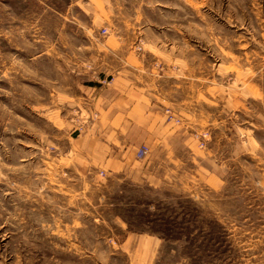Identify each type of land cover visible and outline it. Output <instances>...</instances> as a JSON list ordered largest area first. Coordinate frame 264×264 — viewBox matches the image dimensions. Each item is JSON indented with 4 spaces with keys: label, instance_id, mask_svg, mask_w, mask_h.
I'll return each mask as SVG.
<instances>
[{
    "label": "rangeland",
    "instance_id": "1",
    "mask_svg": "<svg viewBox=\"0 0 264 264\" xmlns=\"http://www.w3.org/2000/svg\"><path fill=\"white\" fill-rule=\"evenodd\" d=\"M108 69L153 91L215 177L86 169L83 90ZM0 264H264V0H0Z\"/></svg>",
    "mask_w": 264,
    "mask_h": 264
},
{
    "label": "crops",
    "instance_id": "2",
    "mask_svg": "<svg viewBox=\"0 0 264 264\" xmlns=\"http://www.w3.org/2000/svg\"><path fill=\"white\" fill-rule=\"evenodd\" d=\"M100 74L110 82L84 88L82 98L88 104L85 115L80 116L93 120L95 125L76 140L74 147L86 169L122 175L135 184L148 186H162L169 179L184 190L197 183L204 185L213 174L206 167V156L186 128L167 122L168 111L163 102L155 101L153 91L126 69H108ZM141 147H146L148 153L138 159L136 153ZM147 238L149 241L141 236L133 242L142 246L147 242L152 247L154 243Z\"/></svg>",
    "mask_w": 264,
    "mask_h": 264
},
{
    "label": "built area",
    "instance_id": "3",
    "mask_svg": "<svg viewBox=\"0 0 264 264\" xmlns=\"http://www.w3.org/2000/svg\"><path fill=\"white\" fill-rule=\"evenodd\" d=\"M169 114V112H167V115ZM169 119H171V116H169ZM148 153V149L146 147H141L140 149H138L137 153H136V158L138 159H142L145 157V155ZM102 174V173H101Z\"/></svg>",
    "mask_w": 264,
    "mask_h": 264
}]
</instances>
